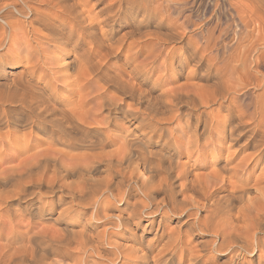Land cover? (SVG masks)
<instances>
[{"label": "clouds", "instance_id": "clouds-1", "mask_svg": "<svg viewBox=\"0 0 264 264\" xmlns=\"http://www.w3.org/2000/svg\"><path fill=\"white\" fill-rule=\"evenodd\" d=\"M149 37L151 49L139 53ZM262 58L264 0H0V164L14 158L23 164L30 147L46 139L87 144L96 153L119 145L129 161L108 164L98 175L81 171L70 181L61 172L59 186L52 182L44 192L29 168L6 167L0 189L11 183L13 195L0 201V239L27 233L32 220L57 213L69 230L61 239L81 224H106L89 234V264H160L163 253L150 257L112 237L123 236V229L142 240L137 232L145 219L151 223L162 209L182 215L192 207L193 227L214 237L224 233L220 247L213 239L194 254L215 264L217 252L235 246V200L255 187L254 178L264 184V71L256 67ZM193 78L205 82L206 95L178 83ZM97 117L102 123H91ZM246 135L255 137V151L243 162L233 161L231 144L223 155L222 138L235 144ZM198 168H211L214 187L222 189L203 227L197 223L203 204L173 211L175 189L182 192L189 174L199 176ZM29 183L37 185L30 193L23 191ZM197 191L207 197L210 189ZM156 192L163 196L157 199ZM34 196L38 204L26 203ZM13 197L17 202L10 205ZM98 203L103 212L89 217ZM251 219L259 233L252 239L264 243V203Z\"/></svg>", "mask_w": 264, "mask_h": 264}, {"label": "bare ground", "instance_id": "bare-ground-1", "mask_svg": "<svg viewBox=\"0 0 264 264\" xmlns=\"http://www.w3.org/2000/svg\"><path fill=\"white\" fill-rule=\"evenodd\" d=\"M97 6L99 7L102 5H97ZM153 42L154 41L151 37H149L148 40L143 41L141 43L143 45L139 48V53L146 54L147 51L151 49ZM127 49H128V44L125 43V47L123 49H121V52L126 54ZM256 67L259 68L260 71H264V58L261 59V62L258 65H256ZM84 75L87 76L88 74L85 73ZM184 85H186L187 88L193 92V94L195 92H200L201 95H206V93L204 91V87H203L204 83H202L200 85H188L185 83ZM174 88H173V90H174ZM86 95H88V94H86ZM205 102L206 103L208 102L207 99L205 100ZM217 103H219V101H217ZM90 106L91 105L85 106V109H84L85 115H87L88 107H90ZM182 111H183V109H182ZM91 123L100 124V123H102V120L100 117H97L95 120L91 121ZM12 131L14 132V129ZM33 131L35 132L36 130L34 129ZM246 140H247V135L242 137L239 142L232 144L230 139L222 138L221 139V147L223 150V155L225 157H227L229 155V152H230L229 145L231 144V152H232L233 161L237 162V163L243 162L245 160V158L249 156L250 153H253L255 151V137H253L252 140H247V143H245ZM241 145H243V146H241ZM89 148H90V146L87 144H85L81 147H70V146H67L65 143L60 142L56 139H46V140H42V141H37V142H35V144L33 146L30 147V152L27 154V158L24 159L23 164H21L22 158L7 159V160H5V162L3 164H0V177L3 176L4 169L8 166L20 165L21 167H27V168H29V171H31L33 173V175L39 179V181H40V183L38 185L39 191L44 192L43 188H46V191H47L49 184L52 182H55L56 186H59V184L61 183V180H60V173L61 172L66 171L67 175L64 177V179L70 181L73 178H75L77 175H79V173L81 171H85V170L90 169L91 172L93 173L95 170L101 169L102 167H103L102 168V170H103L104 168L108 167V164H118V163L122 162L124 165H128V163H129L128 159L125 158L124 149L119 145H113L111 148L106 147L105 151L101 152V153L89 151L88 150ZM65 153H71V156L66 157ZM261 155H264V153H262ZM258 158L259 157H255L251 160L250 163H248L247 166L249 169H251L255 165L256 159H258ZM106 160H107V162H105ZM65 164H67L69 167L65 168ZM140 167H141V170H143L144 165L141 164ZM217 167H219V165ZM54 168L57 169L58 171L53 172ZM209 169L210 170H209V172H207V174H205V175L200 174L198 177L189 174L188 186L182 192L179 190V188L175 189V193H176L175 201H176L177 207L175 209H173V211H180L182 209V207L185 206V204H188V205L203 204V207L206 208V213L202 215L203 217L198 218V221H197V223H200V225L202 227L204 226L203 222L210 219V216H209L210 211L216 207V205L213 203V201L219 199L217 194L222 193L221 187H214V185L216 184V178L211 174L212 169L211 168H209ZM113 179H116V178L113 177ZM196 179H199V181H200L199 185H195L193 183V181H195ZM253 183L255 184V187L252 188L251 191L246 194V197L243 200H240V199L235 200L236 207L233 209V211L235 212V216L233 217L231 225H230L231 235H232V238L234 240L235 246L232 247L231 250L225 249V250L220 251L222 253H226L229 251L230 255L232 253V254H235V256H236L238 253V254H243V255L247 254L251 257H253V256L255 257V255L257 253H260L264 249V243H261L258 239H252L253 237H257L259 235V233L256 231L257 225H255L251 219V214L253 212H258L261 204L264 203V184L257 183L255 178L253 180ZM199 186H203L205 189H210L207 197H204V195L201 192L197 191V187H199ZM12 187H13V184L9 183L6 186H4L2 189H0V201H2L5 198V194H7L8 196L13 195L11 192ZM36 187H37V185H35L33 183H29L25 186L23 191L30 193V192L34 191L36 189ZM159 195L162 197L163 193L162 192H156L155 193V196L157 199L161 198V197H159ZM188 197H191L192 199H186ZM125 201H127V200H125ZM16 202H17L16 197H13L12 199L8 200V203L10 205L14 204ZM33 202L38 204L39 203V197L34 196L31 201H27L26 203L32 204ZM167 207L171 208L172 206H171V204H169V205H167ZM192 209L193 208L190 207L189 211L184 212L183 214L187 217V215L190 214L189 213L190 210H192ZM162 210H163V212H165L164 209H162ZM201 210H202V208H201ZM102 212H103V204L98 203L96 206V212L92 213L91 216H94L95 214L102 213ZM165 213L163 214L164 216H165ZM191 216H189V217H191ZM219 216H220V213H217V215L215 217L211 218V223L214 224L215 221L217 219H219ZM166 217H167V215H166ZM48 218H50V217H48ZM53 220H56V219H53ZM37 221L38 220H32V227L28 230L27 233H23L21 235H14L11 238L5 236L3 239H0V264H29L30 261L32 262V264H35V261L32 260V258L34 256L37 257L38 259L42 260L43 264H65V263H62V261H63V258H66L67 256L72 258L71 262H73V264H76V261L81 260V259H83L84 264H89V256L91 253V248H90L91 241L89 239V234L91 233L92 235H95L97 233L88 232V231H86L87 229L85 226H83L82 228L79 226L81 229H73L72 230L71 238L66 235L61 239L60 234L66 233L69 231L66 227L61 228L59 226V228H61V229H59L57 227V229H49L50 231L49 230L46 231L45 229H43L41 227V225H39V227H41L43 230L41 228H40V230L39 229L37 230L38 226H34L35 222H37ZM52 222L54 224L55 221H52ZM41 223H42V221H41ZM55 224H56V222H55ZM55 224H54V226H55ZM103 224L105 225V223H103ZM191 224H193V223L191 222ZM45 225H46V223H45ZM47 226H49V224ZM64 226H65V224H64ZM187 226H188V224H187ZM209 227H211V224L209 225ZM46 229H48V227H46ZM189 229H191V228H189ZM121 231L127 232L126 230H123V229ZM185 232H186V230H185ZM188 232H189V230H188ZM205 232L212 234V231H205ZM76 233H78V235H76ZM157 234H158V232H157ZM173 234H174V232H173ZM187 234H185V235H187ZM168 235H169V233H168ZM170 235H172V234L170 233ZM189 235L191 236V234H189ZM175 236H177V235H175ZM53 238H55V240ZM176 238H177V242H176L175 248L177 249V247L182 246L181 242H182L183 238H181V236H178ZM214 239L216 240L217 246L220 247L224 241V233L220 232L218 236L214 237ZM69 240H70L69 247L65 248L64 243L69 242ZM168 240H169V245H170V243L172 244V241L173 242L176 241L175 238L173 237V235L170 236V239L168 237L167 241ZM208 240H210V239H208ZM115 241H116V239H115ZM207 243L208 242L206 240L205 244H207ZM205 244H204V248H205ZM167 245H166V247H167ZM185 245L187 246V244H185ZM202 245H203V243H202ZM173 246H175V245H173ZM162 247L164 248V246H162ZM162 249H161V251H162ZM164 250H163V252H165ZM202 250L205 251V249H202ZM104 251H106V250L102 249V252H104ZM179 251H178V254H180ZM185 251L187 252V250H185ZM195 251L196 250L194 249L190 253V256L186 257V259H188V260L200 259L201 257L200 258L195 257V255H194ZM146 252H148V254L150 256V252L148 249ZM171 252H172V250H171ZM164 254L165 253H163V255L160 258L161 261L162 260L164 261V259H163ZM166 254L168 255V253H166ZM49 255H51V256L56 255V257H58L59 259H54L53 262H48L49 259L50 260L52 259L51 256L49 257ZM183 255L181 256V259L178 260L179 264L184 263L183 262V259H184ZM92 258L94 259V257H92ZM179 258H180V255H179ZM229 258H230V256H229ZM263 258H264V256H263ZM263 258L258 259L259 260V261H257L258 264H264ZM166 259H170V258L168 257ZM202 259H204V257ZM206 260H208V259L206 258ZM165 261H164V263H165ZM204 261H205V259H204ZM137 263L139 264L140 262H132V264H137ZM153 263H155V262H153ZM204 264H205V262H204ZM216 264H218V263H216ZM221 264H223V263H221ZM242 264H245V263L243 262Z\"/></svg>", "mask_w": 264, "mask_h": 264}, {"label": "rangeland", "instance_id": "rangeland-1", "mask_svg": "<svg viewBox=\"0 0 264 264\" xmlns=\"http://www.w3.org/2000/svg\"><path fill=\"white\" fill-rule=\"evenodd\" d=\"M199 2V0H197V3ZM199 4V3H198ZM200 7H201V9H203V7H204V5L202 6V5H199ZM100 7H102V6H97V8H100ZM143 44H141L140 45V47L142 46ZM109 62H111V61H109ZM189 82V83H188ZM178 83L179 84H188V85H200V84H202V83H204L205 84V82L204 81H201V80H198V79H192L191 80V82L190 81H186V80H181V81H178ZM195 83V84H194ZM175 86H173V88H174ZM103 168V167H102ZM102 168L100 169V170H102ZM209 168H198L197 169V172L199 173V175L201 174V175H205V174H207V172H209ZM97 170H95L93 173H92V175H98V174H102V172H96ZM97 173V174H96ZM74 179V178H73ZM177 183H179V182H177ZM43 191H46V188H43ZM57 195H59V194H57ZM159 197H161L160 195H159ZM53 199H56V197H53ZM127 200V199H126ZM125 205L127 206V201H125V203L124 204H122L120 207L121 208H124L125 207ZM201 208H202V210H201ZM193 210L194 209H192V210H190V214H188L189 216H191L192 214L191 213H193ZM92 210H91V208H89L88 209V214H89V217H91V215H92V213H93V211L91 212ZM163 210H161L158 214H156L155 215V217L154 218H152V222L151 223H149V221L147 220V219H145L144 221H142V226H141V228L138 230V232H137V235H139V233L140 232H142L143 233V237H142V240H137V239H134L133 237H132V234L130 233V232H123V235L124 236H120L119 234H117V235H114L112 238H114V240L116 239V242L117 243H120V244H122V245H130V246H133V247H135V248H138L139 246V248H145V251H147V249L149 250V252H150V257L151 256H155V255H157L158 253H165L164 254V257H163V259H164V261L166 262V264H179V261L178 260H180L181 259V256L183 255V264H188L189 262L188 261H190V260H188V259H186V257H189L190 256V253L195 249V250H202V249H205L204 248V244H205V242H206V240H207V242H209L210 240H212V239H214V236L211 234V233H207V232H201V231H199L198 229H196V228H194L193 227V224H191V222L193 223V220L192 219H190V217L187 215V217L184 215V214H182V215H172V214H167V213H165V212H163ZM165 213V216L163 215ZM206 213V208L205 207H200V209H198V218H201V217H203L202 215L203 214H205ZM56 214L57 213H49V214H45L44 215V217L42 218V219H39L37 222H35V224H34V226H38L37 227V230L39 229L40 230V228L42 227L43 229H45L46 231L47 230H49V229H57V227L59 228V226L61 227V228H65V226H64V223H60V221L58 222V221H56V220H53V219H56ZM166 215H167V217H166ZM48 217H50V218H48ZM52 218V219H51ZM164 218V219H163ZM45 219V220H44ZM55 221L56 222V224H55V222H54V224H55V226H54V224H53V222L52 221ZM41 221H42V223H41ZM94 222V223H93ZM45 223H46V225H45ZM53 225H52V224ZM99 223V224H98ZM104 223V222H102V221H100V222H98V221H92V223L91 224H87V225H80V227L82 228L83 226H85L86 227V231H88V232H95V233H98L99 231H101L102 229H104L105 227H106V224L103 226L102 224ZM161 223V224H160ZM49 224V226H47ZM97 226H96V225ZM187 224H188V226H187ZM39 225H41V227H39ZM93 225H95V227L93 228ZM143 225H147V229L145 230L144 229V227H143ZM192 227H191V226ZM44 226V227H43ZM48 227V229H46V227ZM80 227H77V228H75V229H81ZM91 227V228H90ZM191 228V229H189V228ZM41 228V229H42ZM61 228H59V229H61ZM90 228V229H89ZM98 228V229H97ZM194 228V229H193ZM42 229V230H43ZM101 229V230H100ZM161 229V230H160ZM173 229H175L176 231L174 232V234H173ZM185 230H186V232H185ZM188 230H189V232H188ZM191 230V231H190ZM50 231V230H49ZM163 231V232H162ZM157 232H158V234H157ZM165 232V233H164ZM192 232V233H191ZM156 233V234H155ZM168 233H169V235H168ZM170 233L173 235V237L175 238V240L176 241H172V244L170 243V245H169V240L167 241V238L169 237V239H170V236H172V235H170ZM180 233V234H179ZM188 233V234H187ZM160 234V235H159ZM179 234V235H178ZM185 234H187V235H185ZM189 234H191V236L189 235ZM96 235V234H95ZM175 235H177V236H175ZM116 236V237H115ZM178 236H181V238H183L182 239V246H180V247H177V249L175 248L176 247V242H177V238L176 237H178ZM189 236V237H188ZM162 237V238H161ZM164 238V239H163ZM208 239H210V240H208ZM149 241H151L152 242V244H151V248H149L148 247V242ZM165 242V243H164ZM202 243H203V245H202ZM167 245V247H166V245ZM185 244H187V246L185 245ZM173 245H175V246H173ZM186 247H185V246ZM162 246H164V248L162 247ZM170 246V247H169ZM172 247V248H171ZM174 247V248H173ZM185 247V248H184ZM203 247V248H202ZM163 248V249H162ZM168 250H166V249ZM171 248V249H170ZM187 248V249H186ZM202 248V249H201ZM161 249H162V251H161ZM165 249V250H164ZM181 251H179V250ZM193 249V250H192ZM163 250L165 251V252H163ZM171 250H172V252H171ZM185 250H187V252L185 251ZM178 251H179V253L180 254H178ZM202 251H204V250H202ZM263 251V252H262ZM260 253H257L256 255H255V257L253 256V257H251V256H249V255H247V254H238V255H236L235 256V254H232L231 253V255H230V253H229V251L228 252H226V253H222V252H217L212 258H211V260H213L214 259V261H215V264L216 263H218V264H221V263H223V264H242L243 262L245 263V264H258V262L257 261H259L258 259H262L263 258V256H264V249L262 250ZM175 252V253H174ZM186 252V253H185ZM166 253H168V255L166 254ZM183 253V254H182ZM221 253V254H220ZM177 254V255H176ZM166 255V256H165ZM179 255H180V258H179ZM217 255V256H216ZM224 255V256H223ZM230 256V258H229V256ZM263 255V256H262ZM51 255H49V257H50ZM203 257H204V259H205V261H206V258L207 259H209L207 256H204V255H202ZM202 256H199V258L200 259H197V260H195V264H204V259H202L203 257ZM227 256V257H226ZM259 256V257H258ZM170 258V259H166V258ZM246 257V258H245ZM51 260L49 259L48 260V262H53V260L54 259H59L58 257H56V255L54 256V255H52L51 256ZM218 258V259H217ZM66 259V260H65ZM69 259V260H68ZM72 258H70L69 256H67L66 258H63V261H62V263H65V264H73V262H71L72 260H71ZM94 259H97V257H94ZM231 259V260H230ZM172 260V261H171ZM238 260V261H237ZM252 260V261H251ZM263 260H264V258H263ZM164 261L162 260H160V264H163L164 263ZM201 261V262H200ZM246 261V262H245ZM71 262V263H70ZM170 262V263H169ZM197 262V263H196ZM221 262V263H220ZM229 262V263H228ZM240 262V263H239ZM248 262V263H247ZM250 262V263H249ZM255 262V263H254ZM138 264V263H137ZM140 264V263H139ZM153 264H155V263H153ZM165 264V263H164Z\"/></svg>", "mask_w": 264, "mask_h": 264}]
</instances>
